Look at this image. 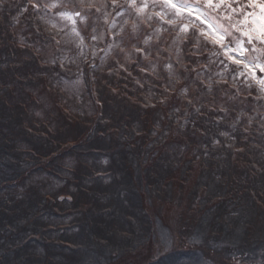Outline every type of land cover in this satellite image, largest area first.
<instances>
[{"label": "trees", "instance_id": "1", "mask_svg": "<svg viewBox=\"0 0 264 264\" xmlns=\"http://www.w3.org/2000/svg\"><path fill=\"white\" fill-rule=\"evenodd\" d=\"M22 1L35 12L29 0ZM14 2L0 0V264H162L167 249L154 244L156 221L180 234L194 212L190 204L202 200L210 214L226 213L227 221L230 214L252 213L253 224L243 221L245 231L209 229L207 235L264 257L259 170L240 156L243 144H235L240 151L226 149L229 159L223 162L217 154L221 146L215 145L239 110L264 130V98H256L255 85L244 92L245 81L203 78L200 74L210 71L211 46L197 50L193 38L189 43L184 35L178 36L184 59L171 58L179 77L155 75L148 65L153 56L145 61L135 53L124 61L122 43L113 48L112 64L104 67L99 54L93 67L85 66L91 110H80L82 102L73 97L69 102L47 74L67 73L16 40V7L8 9ZM29 11L20 21L38 36ZM141 16L148 22L146 32L165 28L149 42L156 47L154 56L171 57L177 44L167 45L163 38L177 35L176 28ZM119 36L106 32L99 45ZM167 79L174 86L165 84ZM234 96L239 101L225 104ZM253 142L264 154V142ZM176 188L182 194L178 205L172 203ZM201 232L197 228L193 236Z\"/></svg>", "mask_w": 264, "mask_h": 264}, {"label": "rangeland", "instance_id": "2", "mask_svg": "<svg viewBox=\"0 0 264 264\" xmlns=\"http://www.w3.org/2000/svg\"><path fill=\"white\" fill-rule=\"evenodd\" d=\"M39 2L41 3L42 10H35V12L29 11L28 6L22 0H15L14 3L8 4V9L12 7H16L17 9H15L12 18L16 40L25 44H30L41 54L47 64L50 66H53L54 64L59 66L58 68L61 73L64 72L65 74L66 72L67 76L72 75L71 77H67L53 70L47 72L51 85H57L61 90L63 89L67 94L66 99H68L69 102L72 97L73 99L82 102L83 107L78 109L83 111L91 110V104H89L87 98L86 84L84 83L85 66L90 65L93 62V59L99 54L100 56L102 54L101 63L105 62L104 67L107 62H111L110 64H112L114 62L113 48L115 49L118 44L123 43L121 49L125 51V53L119 55L124 61L126 58L137 53L135 48H139V46H136V43L141 45L143 50L147 53V55H144L145 61L150 60L153 56V61L148 65L155 75L166 74L168 76L179 77L180 70H178L176 64L171 61V58H174L181 63L184 59L183 45L182 42L179 43L178 36L172 35L169 37V35H165L163 42L170 46H173L174 44L177 45L173 49L174 53L171 57H165L162 58V60H159L157 56H154L153 52L156 50V47L151 46L149 42L151 43L152 38L155 35L160 34L165 28L159 26L153 33L146 32L145 26L148 22H144V17L141 15L137 16L135 10L129 8L125 0H117L118 7H114L111 0L109 2L108 0H97V6L103 4L101 12L97 13L93 9L86 21L77 19L75 27L84 37V47L82 50L77 47V40L71 33L73 24L70 21L61 20L56 16V9L49 11L43 7V5L49 3L50 0H39ZM71 7L72 6L69 4L68 8L71 9ZM76 10H80L79 6H77ZM158 10V8H152L150 6L146 10V14L152 15ZM27 11H29L28 17L34 19V25H31L37 31L38 36L34 35L30 29L29 23L20 21V18H23ZM51 22H55L57 28H52ZM133 25L136 26L135 29L133 28ZM106 32H108L111 37L119 34L120 36L118 38L116 37V41L109 42L107 45H99L104 41ZM176 32H178V28H176ZM94 34L97 37L102 36L103 39L93 41L91 36ZM53 37H55V40L52 39ZM56 41H59V43H56ZM145 41H147V43H145ZM193 41L195 42V38H193ZM110 45L112 47H109ZM134 45L135 47H133ZM199 50L201 51L203 49ZM81 51L83 54H81ZM93 51H95V56L92 54ZM116 57V62H118V58ZM211 60L216 61L217 58L211 57ZM213 63L214 62H209L210 71L203 72V75L200 74L203 78L204 76L221 77L217 75V73L222 71V65L216 62V66H214ZM68 65L72 68L68 67ZM166 65H171V68H167ZM232 67L235 68V66ZM81 72H83V74H81ZM225 75H227L231 81L233 80L231 75ZM239 80L244 81L242 78ZM164 83L169 84V86H174V84L168 79L165 80ZM247 89L248 88L245 87L244 92ZM256 94L257 96L259 95L257 92ZM236 101L239 100L234 96L233 100L232 97H230L229 100L225 99L224 102L225 104L233 106ZM44 104H47V102ZM262 107L264 108V105ZM80 110L78 111L80 112ZM239 112L240 113L237 114V117H233L230 127L225 131L226 135L224 134L222 140L215 144L216 146L222 147L217 149V154L219 153V160L222 162L226 161L229 159V154L226 149L240 151L239 148H236L235 144H243L244 150L240 152V156L251 160L252 166L259 170V180H255V184L258 185V189H260L264 187V154L260 149H257L253 141L263 143L264 130L260 128L255 118L245 117L242 110H239ZM233 125H235L236 128ZM254 130L262 133L260 135H255ZM225 140H227V145L224 144ZM180 148V145L173 147L171 149L173 155L177 150L179 152ZM232 156L233 154L231 153V157ZM259 168H262V170L260 171ZM248 169H250V167H248ZM172 191L174 195L172 203L178 205L182 194L178 193V191H180L178 188L173 189ZM196 203L201 204V208H195L194 204ZM209 206L210 205L206 203L205 200L199 202L192 201L189 209H194V212H191L190 210L191 218L190 220L187 219L186 221H183L184 228L180 234L177 228L175 229L163 221H156V230L158 231V234L155 238L156 241L154 244L158 247L160 246L162 250L167 249V255H164L161 260L162 264H264V257H261L260 252L249 251L248 248L245 247H243V249L235 248L237 245L229 246L227 243H223L225 241L218 243L215 240L212 242L210 236L207 235V230L209 229L215 231L216 234H218V232L223 233L226 228L228 233H238L240 229L245 231V228L242 227L243 221L246 220V222L249 221L248 223L251 222L253 224V214L249 213L244 217H236L235 214H230L227 221L226 219H222L227 217L225 216L226 213L217 216L215 215L216 212L210 214L211 211H207ZM219 207L220 206H218V208ZM224 220L226 221L224 222ZM252 226L255 227L254 225ZM197 228H201L202 232L198 236H193ZM165 238H168L167 246L163 247L162 245L165 242ZM158 241H160V243H158ZM235 241H237V238L236 240H233V242ZM140 261H134L132 264H139Z\"/></svg>", "mask_w": 264, "mask_h": 264}, {"label": "snow or ice", "instance_id": "3", "mask_svg": "<svg viewBox=\"0 0 264 264\" xmlns=\"http://www.w3.org/2000/svg\"><path fill=\"white\" fill-rule=\"evenodd\" d=\"M29 2L34 10H42L39 0ZM111 2L114 7H118L117 0ZM125 2L129 8L135 10L137 16L145 14L150 6L158 8V11L147 16L149 21L156 18L162 23L178 28L177 36L183 34L189 43L195 38L194 47L197 50H208L211 46L209 62H218L222 65V71L217 75L222 79L225 74L231 75L234 81L242 78L249 90L255 85L259 94L257 99L264 98V0H125ZM69 4L72 6L71 9L68 8ZM77 6L80 10H76ZM43 7L49 11L56 9V16L73 24L71 33L77 40V47L82 50L84 37L75 27L77 19L86 21L93 9L97 13L101 12L103 4L97 6V0H50ZM51 27L57 28V24L51 22ZM135 27L133 25L134 29ZM52 39L55 40V37ZM91 39L96 41L103 37L94 34ZM135 51L147 55L141 48L136 47ZM92 54L95 56V51ZM211 57H216L217 60L212 61ZM166 67L170 69L171 65ZM186 91L187 89H182V92ZM167 239L165 238L163 247L167 246Z\"/></svg>", "mask_w": 264, "mask_h": 264}]
</instances>
